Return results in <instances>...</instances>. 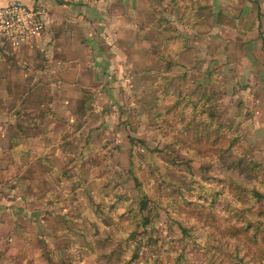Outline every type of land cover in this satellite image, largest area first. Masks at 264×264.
<instances>
[{
  "label": "rangeland",
  "instance_id": "rangeland-1",
  "mask_svg": "<svg viewBox=\"0 0 264 264\" xmlns=\"http://www.w3.org/2000/svg\"><path fill=\"white\" fill-rule=\"evenodd\" d=\"M140 1L135 11L144 17L148 6V21L190 7ZM0 46V205L32 199L37 211L48 202L49 264H264V141L248 128L230 71L229 88L220 76L205 82L203 66L192 88L155 76L148 89L137 77L122 87L124 105L70 77V93L84 87L82 107L39 147L37 112L61 99L49 97L51 82L20 81L18 55L41 64L28 44ZM21 109L28 120L13 125ZM141 199L148 210L139 213Z\"/></svg>",
  "mask_w": 264,
  "mask_h": 264
},
{
  "label": "crops",
  "instance_id": "crops-1",
  "mask_svg": "<svg viewBox=\"0 0 264 264\" xmlns=\"http://www.w3.org/2000/svg\"><path fill=\"white\" fill-rule=\"evenodd\" d=\"M15 1L38 8L45 20L42 36L27 50L40 56L37 62L41 64L23 62L18 55L15 66L20 68V81H28L33 87L42 79L48 90L51 82L49 97L61 99L59 105H49L43 118L37 112V128L45 131L37 138L42 141L36 142L39 147L52 131L68 129L73 122L70 115L82 107L84 87L77 86V91L70 93L66 79L72 77L76 85L93 83L95 98L107 96L124 105L120 98L127 97V83L133 87L135 78L147 82L148 89L154 88L150 83L155 76H160L162 86L173 81L192 88L191 82L199 80V66L209 67L201 73L205 82L213 83L220 76L229 88L231 82L225 76L230 71L235 76L234 85L242 83L238 97L251 115L248 128L264 141V0H190L189 8L183 5L182 16L164 11L161 18L151 21L148 6L144 17L136 13L140 0H0V7ZM151 28L156 29L159 42L153 43ZM161 67L165 68L162 72ZM214 69H218L217 75ZM152 90L154 96L159 95L160 90ZM22 109L14 111L13 125L28 120ZM25 201L20 206L8 200L0 205V264H49V233L54 236L49 231V204H38L34 211L36 202Z\"/></svg>",
  "mask_w": 264,
  "mask_h": 264
},
{
  "label": "built area",
  "instance_id": "built-area-1",
  "mask_svg": "<svg viewBox=\"0 0 264 264\" xmlns=\"http://www.w3.org/2000/svg\"><path fill=\"white\" fill-rule=\"evenodd\" d=\"M45 20L43 13L36 7H29L15 1L0 7V43L14 48L32 44L43 32Z\"/></svg>",
  "mask_w": 264,
  "mask_h": 264
},
{
  "label": "trees",
  "instance_id": "trees-1",
  "mask_svg": "<svg viewBox=\"0 0 264 264\" xmlns=\"http://www.w3.org/2000/svg\"><path fill=\"white\" fill-rule=\"evenodd\" d=\"M139 213H142L143 211H147L148 210V208H147V204H146V202L143 200V199H141L140 201H139Z\"/></svg>",
  "mask_w": 264,
  "mask_h": 264
}]
</instances>
